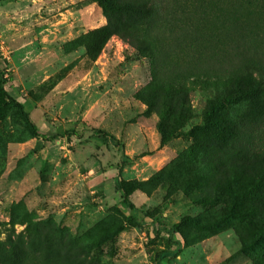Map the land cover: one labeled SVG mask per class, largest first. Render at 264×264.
I'll use <instances>...</instances> for the list:
<instances>
[{"label":"rangeland","instance_id":"1","mask_svg":"<svg viewBox=\"0 0 264 264\" xmlns=\"http://www.w3.org/2000/svg\"><path fill=\"white\" fill-rule=\"evenodd\" d=\"M107 23L99 0H0V264H158L177 248L163 264H264L249 221L221 220L189 186L218 82L188 84L193 118L164 141L136 96L151 59L120 35L100 50ZM2 85L51 139L5 108Z\"/></svg>","mask_w":264,"mask_h":264},{"label":"trees","instance_id":"2","mask_svg":"<svg viewBox=\"0 0 264 264\" xmlns=\"http://www.w3.org/2000/svg\"><path fill=\"white\" fill-rule=\"evenodd\" d=\"M99 1L108 18L99 49L120 35L151 59L152 81L136 96L160 114L164 141L193 118L188 84L205 77L218 82L198 127L205 169L195 171L189 186L209 195L221 220L246 219L264 237V0ZM0 77L5 84V70ZM1 90L5 108L15 106L34 137L51 139L19 99ZM118 186L134 208L121 176ZM180 251H161L158 264Z\"/></svg>","mask_w":264,"mask_h":264}]
</instances>
